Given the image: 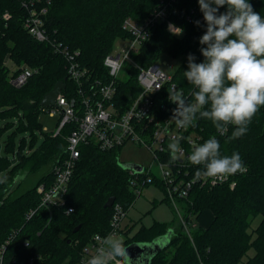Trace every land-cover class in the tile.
<instances>
[{
    "label": "trees",
    "instance_id": "obj_1",
    "mask_svg": "<svg viewBox=\"0 0 264 264\" xmlns=\"http://www.w3.org/2000/svg\"><path fill=\"white\" fill-rule=\"evenodd\" d=\"M21 1L0 0V179L7 177L5 183H0V246L14 236L5 264H77L93 237L110 230L114 208L105 207L108 199L115 197L129 212L137 196L130 188L129 172L119 159L122 148L101 151L89 144L82 146L66 205L39 208L41 197L37 188L53 181V168L65 158L67 136L74 128L66 125L57 136L44 132L41 101L59 82L67 84L66 95L75 96L77 84L69 77L68 60L55 51L53 44L37 41L25 29L28 10ZM249 3L264 17V0ZM162 4L167 5L166 20L153 29L152 36L133 57L146 67L159 63L165 56L179 60L173 82L189 103H195L193 92L197 89L186 80L184 71L189 54L196 57L197 63L204 59L199 51L202 47L199 38L206 31V22L198 0H51L44 24L51 41L81 52L78 61L91 81L108 82L110 76L104 60L117 40L131 36L123 28L125 20L143 21ZM226 10V6L220 8L221 13ZM7 12L11 18L6 21L3 16ZM195 21L200 22L199 26ZM169 22L183 29L182 37L167 30ZM9 61L13 62L15 72L25 65L37 72L26 85L17 88L10 82ZM131 71L132 76L121 80L116 96L125 108L141 92L138 73ZM171 92L167 85L156 96L159 107L163 104L177 107L169 101ZM15 124L19 132L32 131L30 149L37 143L34 130L40 129L45 135L42 145L25 155L27 146L23 143L17 150L16 132L2 145V132ZM194 124L188 127L186 138L197 134L204 143L215 136L221 154L231 156L238 152L246 172L236 177L234 188L200 184L192 188L189 198L181 201L189 233L174 209L178 225L175 221L171 224L155 221L150 227L141 226L136 231V225L131 228L126 225L123 241L127 247L132 243H151L172 231L168 247L150 264H240L252 248L255 254L245 264H264V106L253 117L247 133L237 139H230L234 125L221 135L210 120L198 118ZM155 185L165 190L158 180ZM162 202L169 204L166 198ZM37 208V213L27 220L29 212ZM69 208L74 212L68 214ZM207 212L213 215V220L203 227L198 221ZM259 217V225L252 228ZM79 226L80 230L75 232Z\"/></svg>",
    "mask_w": 264,
    "mask_h": 264
},
{
    "label": "built area",
    "instance_id": "obj_2",
    "mask_svg": "<svg viewBox=\"0 0 264 264\" xmlns=\"http://www.w3.org/2000/svg\"><path fill=\"white\" fill-rule=\"evenodd\" d=\"M21 2L22 6L28 10V16L24 20L25 29L37 41L53 44L55 51L68 60L69 77L77 84L75 96L66 95L64 93L66 87L59 95L56 106L43 107L42 109V113H48L51 117L60 116L54 136L60 134L66 125H74V128L67 136L68 145L65 158L53 168V181L49 184L43 183L37 188L41 197L39 208L64 207L66 205L69 185L80 160L82 146L94 144L101 151H110L122 148L129 143H135L152 152L153 167L157 166L158 173H154L152 166L149 168L143 166L144 171L142 173L128 170L131 190L136 196H140L144 188L148 185H155V181L158 180L165 188L163 191L165 198L178 212L185 229L189 233L190 227L183 217L180 204L181 201H186L189 198L192 188L197 184L210 188L222 185H229L234 188L237 184L236 177L246 171L231 175L223 181H217L213 178H196L195 173L202 166L192 165L188 156L194 145L203 144L202 137L192 134L186 138L185 134L188 132V127L179 128L171 119L174 108L168 104L159 107L156 100V96L167 85L170 86L171 91L173 89L177 91V84L173 82V77L169 76L158 63L146 67L140 65L133 57L138 54L141 45L152 36L153 29L166 20L168 16L167 5H160L143 21H137L133 18L125 20L123 28L131 35L130 38L126 39L130 44L123 52L117 55L110 53L106 56L104 65L108 69L110 78L108 82H105L89 79L88 71L78 61L80 51L73 52L62 43L50 40L45 28L44 16L48 12L51 0H22ZM192 12L195 13V10ZM3 18L7 21L11 15L7 12ZM189 19L191 20V17ZM127 60L132 63L131 69L138 73L141 92L125 108L117 102L116 96L120 82L124 80L122 70ZM36 72V69L25 65L17 72H11V83L15 87L21 88L28 83ZM43 131L48 132V129L44 127ZM175 137L182 138L180 139V147L184 152L183 156L178 154L179 158L173 161L168 150V144ZM39 208L31 210L27 215V220H30ZM113 208L109 232L96 234L83 249L81 259L77 264H87L88 259L99 246L100 241L97 237L103 238L110 233H115L118 237L125 239L124 228L128 211L117 202L114 203ZM72 212H74L73 208L67 210L68 214ZM13 237L12 235L0 246V264H5L6 252Z\"/></svg>",
    "mask_w": 264,
    "mask_h": 264
},
{
    "label": "clouds",
    "instance_id": "obj_3",
    "mask_svg": "<svg viewBox=\"0 0 264 264\" xmlns=\"http://www.w3.org/2000/svg\"><path fill=\"white\" fill-rule=\"evenodd\" d=\"M206 22V31L199 38L203 61L195 62L189 54L186 80L194 86L195 103H189L182 92L169 93V100L177 105L172 120L177 127L195 126L194 121L207 119L221 135L234 125L230 139L244 136L253 117L264 106V17L253 10L249 0H198ZM226 6L223 13L220 8ZM199 26L200 22L195 21ZM176 35L183 29L169 25ZM181 137L168 144L173 161L183 156ZM221 145L213 136L203 144L194 145L188 156L198 168V179L213 178L223 181L229 176L246 171L238 152L222 155ZM179 154V156H178ZM7 177L0 179L5 183ZM87 264H129L130 258L122 238L110 233L101 238Z\"/></svg>",
    "mask_w": 264,
    "mask_h": 264
},
{
    "label": "rangeland",
    "instance_id": "obj_4",
    "mask_svg": "<svg viewBox=\"0 0 264 264\" xmlns=\"http://www.w3.org/2000/svg\"><path fill=\"white\" fill-rule=\"evenodd\" d=\"M170 23H168L167 25V30L169 32H171L169 30V24L174 25L172 22ZM173 35L182 37L183 31L179 35L176 34ZM129 44L130 43L127 40H121V39L117 40L114 45V49L112 53L114 55H117L120 52H123L128 48ZM7 64L8 67L9 66L12 67L11 68L12 72L16 71L13 62L9 61L7 62ZM158 64L169 76L173 77L176 74L177 70L179 69L180 61L165 56L164 58L161 59V61ZM131 67H132V63L127 60L124 63L122 70V75L124 77L123 78L124 80L132 76L133 73L131 71L132 70ZM40 119L42 121V126L48 129L49 134L56 132L58 128L57 127L58 122L60 121V116L51 117L48 113L43 112ZM17 124H15L14 127L8 128L6 131L2 132L3 135L2 145L4 144V142L9 140L11 134H14V132H16L14 137L16 136L15 142L17 145V150L19 147H21L23 143L24 145L27 146L26 149L24 150L25 155L33 153L42 145L45 135L42 133L40 129L34 130L37 137V143L33 149H30V146L33 141L32 131L25 130L24 132H19L16 127ZM5 151L6 150L3 148L1 151L2 154H4ZM119 159L120 162L122 163H136L144 166L145 168H149L151 166L153 167V163H154L152 152L148 148L135 143H129L126 146L122 147V149L120 150ZM153 171L155 174L158 173V169L156 165L153 167ZM164 197H165L164 192L159 188H157L155 185H149L146 188H144L142 195L137 196L135 203L128 212L127 219L125 220V227L127 222L129 228H131L133 225H136L135 231L139 229L141 226L150 227L151 225H153L155 221L163 222L167 224H171L175 221L174 222L175 225H178V220L176 216L177 213L175 212L174 208H172L167 203L161 202V200ZM155 203H157V205H155ZM180 210L181 212H183L184 210L181 204H180ZM207 216L208 215L205 214L202 217L203 222L207 221L208 218ZM260 220H261L260 217L255 219L252 224V228H256L259 225ZM254 254H255V250L252 248L243 258L240 264H245L246 261L249 259V257L254 256Z\"/></svg>",
    "mask_w": 264,
    "mask_h": 264
},
{
    "label": "water",
    "instance_id": "obj_5",
    "mask_svg": "<svg viewBox=\"0 0 264 264\" xmlns=\"http://www.w3.org/2000/svg\"><path fill=\"white\" fill-rule=\"evenodd\" d=\"M66 87L67 84L65 82L57 83L54 88L43 97L41 101L42 106L46 108L56 106L59 95L66 89ZM122 166L125 170H133L137 173H142L144 171V167L136 163H122ZM115 202L116 198L110 197L106 202L105 207L112 208ZM79 230L80 226L75 229V232H78ZM171 236L172 231L151 243L130 244L126 248L130 258L129 264H150L156 255L168 247Z\"/></svg>",
    "mask_w": 264,
    "mask_h": 264
},
{
    "label": "crops",
    "instance_id": "obj_6",
    "mask_svg": "<svg viewBox=\"0 0 264 264\" xmlns=\"http://www.w3.org/2000/svg\"><path fill=\"white\" fill-rule=\"evenodd\" d=\"M156 187H157V186H156ZM157 188H159V187H157ZM159 189H160V188H159ZM160 190H161V189H160ZM164 198H165V197H164ZM164 198H163V199H164ZM163 199H162V200H163ZM162 200H161V202H162ZM162 203H163V202H162ZM207 215H208V216H207V217H208V218H207V221L203 222V221H202V218H201V219L198 221V224H199V225H201V226H203V227H208V226L210 225V223H211L212 220H213V215H212L210 212H207ZM127 223H128V222H127ZM127 223H126V225H128ZM130 224H131V223H130Z\"/></svg>",
    "mask_w": 264,
    "mask_h": 264
}]
</instances>
